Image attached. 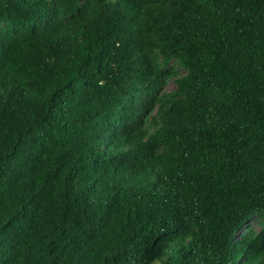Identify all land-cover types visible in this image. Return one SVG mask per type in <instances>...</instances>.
Here are the masks:
<instances>
[{
    "label": "trees",
    "instance_id": "trees-1",
    "mask_svg": "<svg viewBox=\"0 0 264 264\" xmlns=\"http://www.w3.org/2000/svg\"><path fill=\"white\" fill-rule=\"evenodd\" d=\"M258 216L264 0H0V264H264Z\"/></svg>",
    "mask_w": 264,
    "mask_h": 264
},
{
    "label": "rangeland",
    "instance_id": "rangeland-1",
    "mask_svg": "<svg viewBox=\"0 0 264 264\" xmlns=\"http://www.w3.org/2000/svg\"><path fill=\"white\" fill-rule=\"evenodd\" d=\"M181 71H184L182 68H181ZM175 86V82H172L169 86H168V89L171 90L173 89ZM250 224L252 226H254V228L258 231H261L264 229V216H258L256 218H254Z\"/></svg>",
    "mask_w": 264,
    "mask_h": 264
}]
</instances>
